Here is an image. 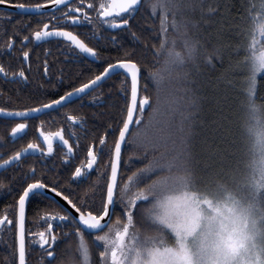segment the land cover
<instances>
[{"label":"snow or ice","instance_id":"obj_1","mask_svg":"<svg viewBox=\"0 0 264 264\" xmlns=\"http://www.w3.org/2000/svg\"><path fill=\"white\" fill-rule=\"evenodd\" d=\"M9 3L20 9L38 10L47 19H42L29 34H22L18 29L9 34L0 26V34L6 37L0 48L7 53L20 37L19 47L28 69L26 71L23 66L12 69L0 60V78L5 82L19 85L29 80L32 65L28 58L32 48L23 49L30 36L36 41L60 38L66 42L68 51L79 50V53L101 59L99 47L91 46L81 34L70 30L82 22L93 25L90 39L111 40L124 57L107 63L103 71L87 82L32 106L19 107L0 87V104L4 105L0 106V113L21 118L20 122L8 125L12 137H18L29 128L28 118L33 113L45 114L48 110L65 109L64 119L79 122L80 128H86V119L68 112L67 105L73 96L99 88L102 78H110L117 69L125 76L122 87L130 77V99L125 88L123 111L126 114L113 129V133L118 132V137L108 144V132L105 131L98 138L100 148H97V138H93L91 146H86L84 159L74 165V170H69L67 180L59 175L58 170L55 176L47 175L49 166L44 161L42 168L30 164L27 171L22 172L18 199L0 211V237L9 231L13 235L4 264H31L29 241L41 246L43 256L38 258L41 264L49 257L53 259L47 260V264H61L65 256L53 248L60 239L53 230L52 221L57 219L73 223L63 233L68 249L73 248L72 239L78 237L76 257L69 264H81L78 258L81 255L83 264H92L90 245L81 225L102 232L95 236L96 241L103 242L96 264H264V211L253 214L235 176L239 161L233 160L237 138L230 127L231 103L226 93L213 96L214 118L207 121L204 103L209 98L201 93L196 79L201 63L214 67L217 58L223 57L225 47H231L236 54L243 52L234 65L244 73L241 78L240 107L243 114L240 125L251 142L252 158L247 164L249 176L258 191L264 190V103H257L258 94L264 99V94L260 93L264 87V77H261L264 73V0H150L147 7L153 13L162 12L160 31L164 33L159 47L155 48V54L162 56L163 60L154 61L158 67L146 69L156 86L155 98L148 94L147 84L143 85L141 92L142 64L132 58L136 55L135 49L124 47L115 37L105 38L100 28V25H110L112 29L123 26L139 40L130 21L135 12L145 6V0H41L39 3L0 0L3 5ZM48 5L52 6V12L44 11ZM184 12H199L200 17L190 18ZM12 15L15 13L7 8L0 10V17L10 18ZM205 17L218 18V38H222L224 30L228 29L242 40L235 45L222 44L219 40L211 46L205 44L190 32V27H199L201 22H213ZM169 28L180 36L179 44L175 38L169 40ZM41 63L42 72L47 77L49 63L47 59ZM62 79L61 70L58 80ZM91 99L98 101L100 97L91 96ZM146 108L151 109L147 118ZM39 123L38 132L44 146L39 140H30L11 154L0 152V168H22V158L37 154L46 161L56 151L57 138L67 146V154L62 155L60 163L65 167L71 164L77 152L74 145L81 143L75 124L69 130V135L77 137L73 141L66 138L64 126L47 131L43 127L45 121ZM133 124L135 129H130ZM208 124L212 126L211 136L200 141L208 154L202 157L197 150L198 129ZM84 135L87 136V132ZM126 142L142 149L145 154L151 151L152 156L125 179L121 175V160L122 146ZM105 151L109 162L107 168L101 170L98 160ZM52 167L55 168V164ZM94 167L98 179L87 189H78L72 178L87 176L88 170ZM157 172L163 174L153 178ZM7 186L0 181V189ZM46 189L62 197L79 215L74 216L67 210L45 211L46 227L31 232L26 228V205L33 197L48 201L47 192L42 191ZM97 194L100 195L98 207ZM150 198L148 206L138 209V202ZM117 202L122 205L121 215H116L112 208ZM53 203L58 204V201L49 202L47 206L51 207ZM113 215L115 220L111 221ZM106 217L110 222L105 223ZM146 221L150 223L143 230L137 227Z\"/></svg>","mask_w":264,"mask_h":264},{"label":"trees","instance_id":"obj_2","mask_svg":"<svg viewBox=\"0 0 264 264\" xmlns=\"http://www.w3.org/2000/svg\"><path fill=\"white\" fill-rule=\"evenodd\" d=\"M22 2H31V3H39L41 0H22ZM150 0H145V6L139 8L135 14L133 19L130 21L132 24V30L135 31L140 37L139 40L133 38L130 32L126 28H122L120 30L114 31L109 28L108 25H100L102 35L106 38L108 36L115 37L116 40L122 44L124 47L134 48L136 51V55L132 58L138 60L142 64V78H141V92H143V85L147 84V92L150 96L155 98V83L153 79L148 75V71L146 69H154L158 67L154 61L163 60L162 56H157L155 54V48L159 47L161 39L164 38V33L160 31V19L162 17V12L153 13L149 7H147V3ZM14 4V3H13ZM2 10V9H0ZM185 16L190 18L198 19L200 17L199 12H184ZM22 15H14L15 19H22ZM4 21L0 22V26L7 29V32L11 34L14 30L18 29L22 34H26L23 27H25L20 22L16 23L14 21H7L5 17H2ZM171 19V17L169 18ZM205 19H210L213 22L204 24L201 22L199 27H190V32L193 36L199 37L205 44L209 46L214 45L218 42L222 44H231L235 45L242 40V37H238L235 35L234 31L225 29L222 38H218L217 30L219 28L218 18L217 17H205ZM78 34H81L82 38L86 40V42L98 41L102 42V52H101V60L104 62L105 67L107 63L114 62L116 58H124L119 51L118 47L113 46V42L109 39H90L89 36L85 32H91L93 29V25L88 22H82L79 26ZM169 40L175 38L177 43L181 42L180 36L169 28L167 33ZM31 37V36H30ZM32 38V37H31ZM259 37H257L258 39ZM6 37L3 34H0V41L5 42ZM20 40V37H17V41ZM65 42V41H62ZM95 43H91L94 45ZM65 49V48H64ZM243 52L236 54L233 52L231 47H225L223 49V57L217 58V62L214 67L208 66L206 64L201 63L200 65V74L196 77L198 85L200 86V91L203 95H206L209 99L204 103V109L206 113V120L211 121L213 117V112L215 109L213 106L212 97L215 95H223L227 94L228 99L231 103L232 115L231 120L232 124L230 125L232 132L235 134L237 138L236 143V152L233 160L239 161V170L235 173L236 179L240 181V190L241 194L245 198L247 204L251 205L253 212L256 214L260 211H264V190H257L252 182V178L248 174L247 164L250 161L251 153H249V146L251 142L248 139L246 131L240 125V119L243 114V110L240 107L241 100V78L244 73L235 68L234 65L236 61H238ZM5 57V56H4ZM108 58V59H104ZM191 67V66H189ZM101 71V70H100ZM98 72L86 71L85 78L78 80L76 85L78 86L80 83L87 82L92 76L98 74ZM195 72V69H193ZM261 77H264V73L261 74ZM125 80L124 73H117L108 78L99 88L95 89V91L89 95H85L84 97L78 98L67 105V111L71 114L82 115L86 121V128L82 129L79 127V122H71L64 119L65 109H61L60 111H56L54 113L56 122H53V129H57L59 126H64L66 129L72 128L75 123V131L77 136H79L81 143L78 145H74L77 149V161L84 159L86 153V146H91V142L93 138H97V148L98 138L104 134L105 131L108 132V144H112L114 139L118 137V132L113 133V129L119 126V120L126 113L123 111L126 104V96H125V88L128 91V99H130V80L129 78L126 81L124 87H122V81ZM233 81V83H226V81ZM179 86V85H177ZM215 86V87H214ZM70 89V88H69ZM102 93V95H101ZM260 93L264 94V87L260 89ZM91 96H99L100 99L98 101H94L91 99ZM50 97H31V99H26L23 97L13 98V101L23 102L26 101L25 105L32 106L35 103L46 102V100ZM257 103H264V99L261 98V95L258 94ZM0 106H4L0 104ZM209 109H212L209 111ZM151 109L146 108L145 117L147 118L148 113ZM1 120V119H0ZM4 120V119H2ZM35 121L44 120L45 122L49 119L44 117H38L34 119ZM48 123V122H46ZM111 125V127H109ZM136 125L134 124L132 129H135ZM211 125H205L198 129L199 135L197 137V150L202 157L207 156V151L205 150V145L200 141L203 137L211 136ZM87 132V136L84 133ZM76 137V136H75ZM77 138V137H76ZM152 153L149 151L147 154L143 153L142 149L137 148L135 145L128 144L126 142L123 155H122V165H121V175H123L126 179L127 174H131V172L135 171L138 167H143L144 164L147 163L148 159L151 158ZM102 157L106 161V166H108L109 155L107 151L102 154ZM69 168H62L61 175H69ZM74 170V169H71ZM163 173H155L153 174V178L156 175ZM258 176V174H257ZM98 179V176L96 177ZM95 179V180H96ZM91 182H80L76 183L75 186L80 190L87 189L88 185ZM142 186V185H141ZM51 202L55 201L53 199H48ZM151 202V198L148 201H140L138 202V209H142ZM56 204V203H55ZM116 208L114 210L116 215H121L122 205L117 202L115 203ZM97 206V205H96ZM98 207V206H97ZM115 220V215L113 216L112 221ZM150 223L146 221L143 224H137V227L143 230L147 224ZM64 226V225H63ZM45 226H29L28 229L31 231L40 229ZM70 229L69 227H60V234H63L64 230ZM12 233L6 232L0 237V264H4V257L8 252V244L13 241ZM90 245V260L92 264H96L98 259V252L103 250V242L96 241L95 238L86 237ZM73 248L68 249L66 247L67 240L60 239L54 245V249L57 252H61L62 255L65 256V259L61 262V264H69V261L76 257V246L78 245V237H75L71 241ZM29 250H30V262L31 264H41V261L38 258L43 256V250L38 244H33L29 241ZM81 264H83L82 255L78 257ZM53 259V258H51ZM44 259V262L47 263V260Z\"/></svg>","mask_w":264,"mask_h":264},{"label":"flooded vegetation","instance_id":"obj_3","mask_svg":"<svg viewBox=\"0 0 264 264\" xmlns=\"http://www.w3.org/2000/svg\"><path fill=\"white\" fill-rule=\"evenodd\" d=\"M3 10V9H2ZM10 11V10H9ZM53 11V10H52ZM48 11V12H52ZM12 13L22 15V19H15L13 18L14 15H12L10 18L5 17L7 21H14L16 23L20 22L25 27L26 34H29L30 30L32 28H35V26L38 23L42 22V19H47V17H42L41 14H22L14 11H10ZM4 21L2 17H0V22ZM109 28H111L110 25H108ZM122 29V28H120ZM117 29V30H120ZM70 30L79 32V28L77 26L71 27ZM115 30V31H117ZM87 36H89V32H85ZM61 39L56 38H46L44 41H36L34 37H30V40L28 42H25V49L31 47L32 51L30 53V57L28 58V62L32 65V72L29 76V80L25 83H21L17 85L13 82H5L2 78H0V87H3L5 96H12V98H26V97H42L45 98H56V94H63L64 91L70 90L72 86L76 85L78 80H81L85 78L86 75H89L90 73L86 74V71H92V72H98L103 71L104 62L101 59H97L94 57H87L83 53H79V50L75 51H68L66 47V42H62ZM5 42L0 41V45H3ZM91 43H95L94 45H91ZM91 46L99 47L100 54L102 52V42L93 41L90 42ZM65 48V49H64ZM48 50V51H46ZM5 56V57H4ZM47 59L49 63L50 71L48 73V76L46 77L42 72V61ZM0 60H2L6 66H10L12 69H17L18 67H25V70L28 71L27 66L23 60L22 57V49L19 47V41L16 42L12 50H8L7 53H4V50L0 48ZM106 67V66H105ZM41 69L40 71H37V69ZM61 70L63 79L58 80V77L61 76ZM17 88H19V92H17ZM90 92L91 94L94 92ZM90 93L86 94L89 95ZM84 97V96H83ZM17 102V105L19 107L25 106L27 103L26 101ZM60 111V110H59ZM56 111H48L45 114L33 116L31 118H28L29 122V128L25 130L24 133L19 134L18 137H12L10 132V127L8 125H14L16 122H20V119H5L0 117V137H3L2 140H0V152L11 154V152L15 150H19L22 146L26 145L27 142L30 140H39L43 145L42 137L39 135L38 129L40 127V121H35L34 119H37L38 117H44L49 119L48 123H44L43 127L47 131H55L56 129H53L52 124L53 122H56V118L54 116V113ZM4 119V120H2ZM71 123V121H69ZM75 124V123H74ZM73 124V125H74ZM61 127V126H59ZM58 127V128H59ZM65 128V127H64ZM71 129L65 128L66 138L75 141L76 137L69 135V130ZM56 151L53 156L49 157L46 161L44 160V157L37 155L29 156L27 159L22 158V164L23 167H9L7 169H4L0 171V181H3L6 185H8L5 188L0 189V211L4 209L6 205H11L14 200L18 199V188L21 186V179L20 175L22 172L27 171L28 166L30 164H35L37 169H40L43 167L42 161L46 163L49 166V169L47 170L46 174L49 176H55L56 171L58 170L59 175L63 177L65 180L68 179L67 175H61V169L62 168H69L74 169V165L78 164L77 158L73 159L71 164H68L67 167L62 165L60 163L61 157L64 154H67V146L63 145L62 142L59 141L57 138L55 143ZM75 157H78L77 154H75ZM98 163L100 165V169L103 170L107 168L106 161L104 158L100 157L98 160ZM55 164V168L52 166ZM89 175L82 176L79 179L72 178L76 183L80 182H92L95 181L97 177V172L95 170V167L93 170H88ZM39 175V172L37 173ZM97 180V179H96ZM11 182V183H9ZM48 199H52L48 197ZM100 201V195L97 194L96 196V205L99 206ZM51 202L50 200L45 201L41 197H33L30 199V202L26 205V228L30 226H45L46 220L43 217V213L45 211H54V212H62L67 210L65 207H61V204H55L53 203L51 207H48V203ZM116 208V205H115ZM69 211V210H67ZM54 224V231H56L57 235L60 237V239H65L64 234H60V227L64 225L63 227H69L71 228L73 226V223L71 221L62 222L58 219L55 221H52ZM44 227L32 230L29 229L31 232H38L42 230ZM84 230V229H83ZM66 230H64L65 232ZM104 231H107V228H104ZM63 232V233H64ZM85 237L89 238H95L96 235L102 234V232H90L86 231ZM13 238V237H12ZM58 239V240H60ZM41 247V246H40ZM47 247V246H44ZM54 247V245H53ZM48 259H51L49 257ZM44 264H47L44 262Z\"/></svg>","mask_w":264,"mask_h":264},{"label":"water","instance_id":"obj_4","mask_svg":"<svg viewBox=\"0 0 264 264\" xmlns=\"http://www.w3.org/2000/svg\"><path fill=\"white\" fill-rule=\"evenodd\" d=\"M4 8H7V9L10 10V11H14V12L22 13V14H41L40 11L35 10V9H20V8H17V7L14 6L13 3H9L8 5L0 4V9H4ZM52 10H53L52 6H51V5H48L47 8H46L44 11L48 12V11H52ZM120 28H124V27L121 26ZM120 28H117V29H120ZM50 39H51V38H50ZM56 39H60V38H56ZM61 40H62V39H61ZM83 54H84L85 56H87V57H91L89 54H86V53H83ZM122 72H123L122 70L117 69V70L115 71V73H113L111 76H113L114 74H117V73H122ZM128 78H129V80H130V77H128ZM106 80H107V79H103V78H102V81L100 82V86H101ZM90 92H92V91H90ZM90 92H88V93H90ZM88 93H86V94H88ZM86 94H81V95H79V96H73L71 102L74 101V100H76V99H78V98H81V97L85 96ZM48 111H50V110H48ZM48 111H47V112H48ZM37 115H41V114H40V113H33V114L31 115V117H33V116H37ZM0 117L5 118V119H14V118H15V119H21V118H19V117H9V116H7V115H5V114H2V113H0ZM31 117H30V118H31ZM133 125H134V124H133ZM133 125L130 126V129H132ZM125 144H126V143H125ZM125 144L122 146V155H123V150H124ZM121 165H122V160H121ZM2 170H4V168H0V171H2ZM42 191L47 192L48 197L52 198V199L55 200V201H58V203H60L63 207H65L67 210H69L74 216H78V215H79L78 213L75 212V209H72V208H71V205H69L66 201H64L62 197H59L57 194L52 193L50 189H46V190H42ZM112 208L115 210V204L112 206ZM113 216H114V215H113ZM113 216L111 217V221H112V219H113ZM108 222H110V220H109L108 217H106V218H105V223H108ZM81 227H82L84 230H86V231H90V232H97V231H98V230L88 229L86 226H83V225H81Z\"/></svg>","mask_w":264,"mask_h":264},{"label":"rangeland","instance_id":"obj_5","mask_svg":"<svg viewBox=\"0 0 264 264\" xmlns=\"http://www.w3.org/2000/svg\"><path fill=\"white\" fill-rule=\"evenodd\" d=\"M260 38H258V40H259ZM249 149H251V144H250V146H249ZM249 153H251L252 154V152H251V150L249 151ZM251 157H252V155H251ZM249 174V173H248ZM251 210H252V212H253V209H252V207H251ZM253 214H255L254 212H253Z\"/></svg>","mask_w":264,"mask_h":264},{"label":"bare ground","instance_id":"obj_6","mask_svg":"<svg viewBox=\"0 0 264 264\" xmlns=\"http://www.w3.org/2000/svg\"><path fill=\"white\" fill-rule=\"evenodd\" d=\"M111 29H112V28H111ZM112 30H114V31H115V30H117V29H112Z\"/></svg>","mask_w":264,"mask_h":264}]
</instances>
